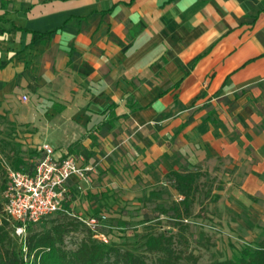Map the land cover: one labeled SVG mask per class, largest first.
I'll return each mask as SVG.
<instances>
[{
    "label": "crops",
    "instance_id": "1",
    "mask_svg": "<svg viewBox=\"0 0 264 264\" xmlns=\"http://www.w3.org/2000/svg\"><path fill=\"white\" fill-rule=\"evenodd\" d=\"M0 114L97 164L67 181L79 216L200 168L208 215L264 237V0H0Z\"/></svg>",
    "mask_w": 264,
    "mask_h": 264
},
{
    "label": "trees",
    "instance_id": "2",
    "mask_svg": "<svg viewBox=\"0 0 264 264\" xmlns=\"http://www.w3.org/2000/svg\"><path fill=\"white\" fill-rule=\"evenodd\" d=\"M10 133L0 136V264H199V256L190 247V221L202 216L206 205L203 199H218L219 194L212 187L216 177L208 178L207 172L200 168L169 170L165 175L166 186L177 197L159 203L154 210L143 206L140 222L145 227L140 232L136 230L135 241H129L124 234L126 221L116 224L106 218L95 231L77 214L70 213L69 208L55 212L51 219H42L45 221L41 226L29 224L26 235L20 238L3 210L2 192L8 184L4 160L15 169L32 171L43 151L37 147L23 149L22 143ZM216 183L215 188H219L220 181ZM197 204L200 207L195 212ZM115 230L117 239L111 236ZM98 231L108 236L109 241L95 236ZM78 235L82 237L75 239ZM68 238L75 239L73 245H69ZM211 264H264V237L254 245H244L238 254L213 260Z\"/></svg>",
    "mask_w": 264,
    "mask_h": 264
},
{
    "label": "built area",
    "instance_id": "3",
    "mask_svg": "<svg viewBox=\"0 0 264 264\" xmlns=\"http://www.w3.org/2000/svg\"><path fill=\"white\" fill-rule=\"evenodd\" d=\"M23 98L26 100L28 96L25 94ZM41 151L43 156L37 160L32 171L15 169L4 160L8 184L2 192L3 210L8 219L13 222L15 233L20 238L26 235L29 224L38 223L55 212L68 210L64 207V200L67 181L71 176L86 179L89 173L97 170L95 163H81V155L70 153L65 156L57 155L49 144H42ZM69 212L76 215L73 211ZM100 216L99 218L77 215L95 231L103 226L107 218L105 214ZM95 236L105 242L109 241V237L101 231H98Z\"/></svg>",
    "mask_w": 264,
    "mask_h": 264
},
{
    "label": "rangeland",
    "instance_id": "4",
    "mask_svg": "<svg viewBox=\"0 0 264 264\" xmlns=\"http://www.w3.org/2000/svg\"><path fill=\"white\" fill-rule=\"evenodd\" d=\"M13 123L14 122L8 118L7 114H0V130L4 132L2 135L0 134V136L6 135L7 132L13 134L11 130L17 129V126L12 125ZM14 133H16L13 135L16 139H21L16 136L18 133L17 131H14ZM23 148L27 149L28 147L25 146ZM216 182L213 183L212 187L217 186ZM166 183L167 180L165 181V184L158 183L153 185L148 192L139 196L138 199L124 198L122 200L118 199L114 201H112L113 199H110L108 203H105L104 205L107 208L108 213L102 214H105L109 220L116 224L126 221L127 228L124 230V234L128 235L129 241H135L136 237L133 235L136 230L140 232L145 227V225L140 222V219L143 218V206H147L150 210H154L157 209L159 203H168L171 199L177 197L174 190H172L170 186H166ZM202 202L206 204L202 211V216L192 220V243L190 246L194 253L199 256V264H211L213 260L232 257L238 254L244 245H247L248 243L254 245L261 239L257 236L256 238L247 237L239 232V230L237 231L235 229H239V227H232L231 225L226 226L223 222H220V220L213 218V216H209V200L203 199ZM198 208L199 204H197L195 212L198 211ZM98 213L99 211H97L94 216ZM55 215V213L52 214L48 219H51ZM44 221L45 220L38 222L36 226H41ZM154 222H151L150 224H154ZM117 234L118 232L115 230L112 232L111 236L117 239ZM80 237L82 236L78 235L75 239ZM75 239L68 238L67 242L69 245H73Z\"/></svg>",
    "mask_w": 264,
    "mask_h": 264
}]
</instances>
